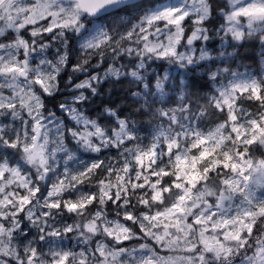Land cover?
Wrapping results in <instances>:
<instances>
[{
	"label": "snow or ice",
	"instance_id": "snow-or-ice-1",
	"mask_svg": "<svg viewBox=\"0 0 264 264\" xmlns=\"http://www.w3.org/2000/svg\"><path fill=\"white\" fill-rule=\"evenodd\" d=\"M0 264H264V0H0Z\"/></svg>",
	"mask_w": 264,
	"mask_h": 264
}]
</instances>
